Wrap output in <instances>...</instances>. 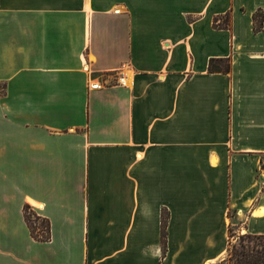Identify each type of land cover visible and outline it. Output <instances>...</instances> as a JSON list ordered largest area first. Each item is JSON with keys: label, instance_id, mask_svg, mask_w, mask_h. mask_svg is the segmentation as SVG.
Segmentation results:
<instances>
[{"label": "crops", "instance_id": "obj_1", "mask_svg": "<svg viewBox=\"0 0 264 264\" xmlns=\"http://www.w3.org/2000/svg\"><path fill=\"white\" fill-rule=\"evenodd\" d=\"M262 157L264 0H0V264H218Z\"/></svg>", "mask_w": 264, "mask_h": 264}, {"label": "trees", "instance_id": "obj_2", "mask_svg": "<svg viewBox=\"0 0 264 264\" xmlns=\"http://www.w3.org/2000/svg\"><path fill=\"white\" fill-rule=\"evenodd\" d=\"M254 21V30L258 32L262 29V21L258 18V15L253 16ZM222 24L217 23V20L214 21V26H222L224 29L230 28V19L229 15H225L223 18ZM230 60L226 59H217L210 60L208 63L207 71L209 73L221 72L228 74L230 72ZM23 219L30 232L31 237L39 242H47L50 237V228L49 222L47 219L37 215L33 210L28 206L23 207ZM229 236V230H228ZM247 237L253 238L255 240L262 239L263 245L262 250H258L255 246L242 245L240 244V250L236 249L235 245H232L229 241L227 246V255L226 258L218 264L233 263V264H264V236H251ZM241 239V238H240ZM165 234L161 233V244L164 246ZM231 248L233 252L231 251Z\"/></svg>", "mask_w": 264, "mask_h": 264}, {"label": "rangeland", "instance_id": "obj_3", "mask_svg": "<svg viewBox=\"0 0 264 264\" xmlns=\"http://www.w3.org/2000/svg\"><path fill=\"white\" fill-rule=\"evenodd\" d=\"M229 216H231V218L234 217L233 213H230V212H229ZM228 239H229V241H230V243L232 245L236 246L237 250H240V246H239L240 244H242V245H250L251 247L255 246L258 250H262V245H263V240L262 239H259V240H255L253 238L249 239L247 237V234H239V235H237V234L234 233V228L233 227L229 228V237H228ZM231 251L233 252L232 248H231ZM225 264H233V263H225Z\"/></svg>", "mask_w": 264, "mask_h": 264}, {"label": "built area", "instance_id": "obj_4", "mask_svg": "<svg viewBox=\"0 0 264 264\" xmlns=\"http://www.w3.org/2000/svg\"><path fill=\"white\" fill-rule=\"evenodd\" d=\"M115 12L118 13L119 11L116 9ZM117 82H118L119 85L125 86V79H124V77H122V76L118 77ZM88 88L89 89H99V88H101V85H99L98 83H94V84L89 85ZM259 168H260V171H263L264 172V157H262L260 159Z\"/></svg>", "mask_w": 264, "mask_h": 264}]
</instances>
